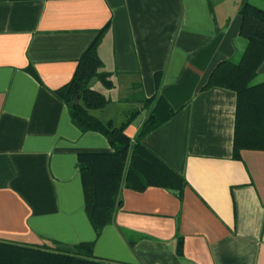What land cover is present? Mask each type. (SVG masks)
Wrapping results in <instances>:
<instances>
[{
	"label": "crops",
	"instance_id": "0c3cea01",
	"mask_svg": "<svg viewBox=\"0 0 264 264\" xmlns=\"http://www.w3.org/2000/svg\"><path fill=\"white\" fill-rule=\"evenodd\" d=\"M264 0H0V243L57 253L92 245L98 264H264V152L233 155L236 96L205 88L245 48L239 11ZM108 100L91 114L140 144L184 185L121 187L96 235L84 211L80 154L112 150L82 133L56 92L106 28ZM252 86L264 84V63ZM178 246L180 251L178 252Z\"/></svg>",
	"mask_w": 264,
	"mask_h": 264
},
{
	"label": "trees",
	"instance_id": "16d2710c",
	"mask_svg": "<svg viewBox=\"0 0 264 264\" xmlns=\"http://www.w3.org/2000/svg\"><path fill=\"white\" fill-rule=\"evenodd\" d=\"M240 35L245 48L236 62H223L212 72L205 88L216 87L236 96L233 155L240 152H264V84L251 86L264 63V10L245 4L239 11ZM107 27L97 33L83 53L70 82L58 90L56 97L69 110L71 122L82 133H97L108 142V154H80L77 167L81 179L84 211L96 235L109 226L121 206V187L142 192L150 186L169 192L179 190L184 182L150 154L140 139L160 124L155 115L132 143L125 129L137 117L134 112L117 128L102 124L91 113L103 110L108 100L89 88L97 79L107 90L110 77L102 72L98 47ZM178 246V252L180 251ZM92 245H79L57 253L0 243V264H98L92 261Z\"/></svg>",
	"mask_w": 264,
	"mask_h": 264
},
{
	"label": "rangeland",
	"instance_id": "374dc122",
	"mask_svg": "<svg viewBox=\"0 0 264 264\" xmlns=\"http://www.w3.org/2000/svg\"><path fill=\"white\" fill-rule=\"evenodd\" d=\"M253 84V83H252ZM252 84H251V86H252Z\"/></svg>",
	"mask_w": 264,
	"mask_h": 264
}]
</instances>
